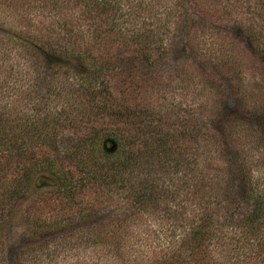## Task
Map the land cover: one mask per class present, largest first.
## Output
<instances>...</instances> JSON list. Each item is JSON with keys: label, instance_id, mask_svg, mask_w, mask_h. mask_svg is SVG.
Instances as JSON below:
<instances>
[{"label": "trees", "instance_id": "1", "mask_svg": "<svg viewBox=\"0 0 264 264\" xmlns=\"http://www.w3.org/2000/svg\"><path fill=\"white\" fill-rule=\"evenodd\" d=\"M101 32L90 39L75 33L64 45L10 34L15 58L0 51V87L11 86L9 97L0 90V251L3 231L21 212L32 241L60 236L53 245L99 247L90 264H264V148L256 159L262 176L249 177V151L230 137L232 115L210 132L224 160L200 162L208 131L189 115L179 124L149 104L147 91L159 84L149 34ZM187 48L194 69L201 58ZM52 98L69 104L56 111ZM249 109L239 124L263 138L264 111ZM65 133L76 142L69 152L57 145ZM178 171L187 177L185 193ZM209 171L223 177L214 181ZM41 175L51 183L39 185ZM30 242L1 264H35L23 254L50 250L46 241Z\"/></svg>", "mask_w": 264, "mask_h": 264}, {"label": "rangeland", "instance_id": "2", "mask_svg": "<svg viewBox=\"0 0 264 264\" xmlns=\"http://www.w3.org/2000/svg\"><path fill=\"white\" fill-rule=\"evenodd\" d=\"M101 30L124 35L136 31L149 34L153 40L150 59L157 61L159 74V84L152 82L147 91L149 104L168 119L176 118L179 124L189 115L197 122L200 132L208 131L199 147L200 162L216 167L224 160L220 157L219 139L210 132L213 128L223 129L221 123L234 115L237 117L233 118L230 137L235 140V147L249 151V177L262 176L263 170L256 159L258 151L264 148V136L260 138L257 128L252 131L239 123L241 116L253 113L250 107L257 110L264 106V61L259 59L264 55V0H0V51L11 61L18 47L11 44L10 34L41 35L49 40L57 37L64 45L75 33L90 39L102 33ZM186 40L190 42L187 47L201 58L194 69L186 56L189 49ZM73 67L69 69L70 81L76 69ZM10 87V84L1 85L3 97H9ZM53 99L47 101L56 111L69 104ZM33 105L31 102L26 106ZM57 140L60 151L69 152L76 147L67 133L63 137L58 135ZM180 175V191L185 193L189 189L185 187L187 177L178 171ZM198 177L196 173L189 178ZM206 177L217 181L223 175L209 171ZM37 182L47 185L51 178L41 175ZM40 191L28 192L24 205L35 201ZM15 216L12 226L3 231L6 246L0 251V264L12 249L22 251L30 241L35 244L46 241L50 250L37 251L35 258L24 253L23 261L97 262L95 254H99V247L73 241L53 245L60 236L57 241L53 238L32 241L24 215L18 212ZM140 250L145 251L146 247H139Z\"/></svg>", "mask_w": 264, "mask_h": 264}]
</instances>
